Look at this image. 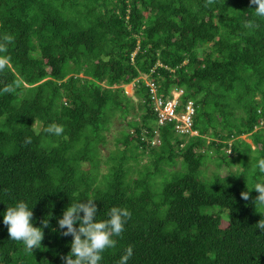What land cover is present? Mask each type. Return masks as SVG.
I'll use <instances>...</instances> for the list:
<instances>
[{"label": "trees", "instance_id": "16d2710c", "mask_svg": "<svg viewBox=\"0 0 264 264\" xmlns=\"http://www.w3.org/2000/svg\"><path fill=\"white\" fill-rule=\"evenodd\" d=\"M255 7L250 0H0V213L23 200L35 226L49 220L42 246L28 251L10 239L0 215V264H63L73 237L60 235L58 218L87 199L98 220L113 206L131 212L101 264H117L128 246V264H264V231L256 227L264 209L256 210L252 189L264 174L250 169L264 158V18ZM143 76L161 94L182 89L183 104L195 100L198 134L177 133L172 120L159 126L158 145L147 142L158 112ZM133 96L143 112L98 180V144ZM52 123L64 127L61 136L44 131ZM247 133L255 148L239 139ZM209 150L218 167L241 168L202 179ZM139 154L150 160L142 168ZM176 157L184 172L166 169Z\"/></svg>", "mask_w": 264, "mask_h": 264}, {"label": "clouds", "instance_id": "9594fccd", "mask_svg": "<svg viewBox=\"0 0 264 264\" xmlns=\"http://www.w3.org/2000/svg\"><path fill=\"white\" fill-rule=\"evenodd\" d=\"M206 2L211 3L212 0H206ZM250 4L256 5L253 8V14L256 17L264 18V0H250ZM4 40L10 42L11 37L6 36ZM4 50L3 47H0V52ZM3 67L4 65L0 63V68ZM134 83L135 81L130 84L133 85ZM44 131L58 137L63 134L64 127L52 123ZM24 142L30 144L31 137H26ZM252 168L253 171L258 170L259 173L264 174V158L257 159ZM252 189L257 190L259 193L253 200L256 210L264 209V182L255 183ZM249 196V191L241 193V198L244 200H248ZM94 201L93 199H87L86 202L70 203L63 211V215L58 218L60 235H71L73 237L70 252L62 257L63 264H101L104 251L114 248L117 244L116 238L120 237L125 230L126 223L131 217L129 209L113 206L106 212V219L98 220L99 212ZM0 215H3V224L7 226L11 240L22 242L28 251H34V249L42 246L43 229L48 226L49 220L45 218L40 227L35 226L33 207H29L27 202L17 201L13 206H8L6 211L0 213ZM256 227L264 231V218L258 221ZM53 230L56 231L57 229ZM133 252V247L128 246L120 256L117 264H128Z\"/></svg>", "mask_w": 264, "mask_h": 264}, {"label": "rangeland", "instance_id": "374dc122", "mask_svg": "<svg viewBox=\"0 0 264 264\" xmlns=\"http://www.w3.org/2000/svg\"><path fill=\"white\" fill-rule=\"evenodd\" d=\"M126 91L128 94L133 93V86L132 84L125 85ZM174 92V89L172 90V94ZM175 94V93H174ZM141 112H143V109H141L140 106V100L136 96H133L130 103H129V108H128V113L122 114L120 111H116L109 122V129L106 130L104 133L105 140L102 143L98 144V151H99V156L100 159L102 160L99 168V174H98V180L102 178V175L107 173L109 171V168L111 167L112 163L109 161V156L111 153L116 150L118 147L123 148L122 144H118L117 141L122 138L125 132L127 131H134L133 127L130 125V122L133 120L139 121ZM237 114H239L240 110L238 109ZM37 125V124H36ZM261 126L264 127V123H261ZM40 127V126H39ZM264 134V131H263ZM240 140H246L249 143H252V147L255 148L256 146L253 144V138L249 133L242 135ZM222 139H219L220 141ZM236 140V138L231 139V142ZM229 151V148L227 149ZM210 151V150H209ZM212 152L211 154L207 153L206 157L204 159V166L200 169V175L201 178L204 179V177H211V175L214 172H218V174L221 177H225L229 175L231 172H236L237 168L240 167L239 163H235L230 167L223 166V167H218L217 164L215 163V152ZM213 154L214 157L211 155ZM149 157L143 156L142 154H139V168H142L143 165L147 164L149 162ZM132 162H134L132 160ZM175 165L171 164H165L166 169L170 172L179 170V172H184L187 169V166L182 163L181 157H176L173 161ZM182 164V168H181ZM250 169L252 170V163H250ZM82 167L84 169H88L90 167L89 162H84ZM251 172V171H250ZM137 175L134 174V177ZM171 178V176H170ZM169 178V179H170ZM162 179V176H157L156 181L160 182Z\"/></svg>", "mask_w": 264, "mask_h": 264}, {"label": "built area", "instance_id": "2783aa9c", "mask_svg": "<svg viewBox=\"0 0 264 264\" xmlns=\"http://www.w3.org/2000/svg\"><path fill=\"white\" fill-rule=\"evenodd\" d=\"M144 79L150 87L154 109L158 112V120L156 126L154 127L153 139H151L150 136H146L145 139H147V142L152 145L160 143L161 130L159 126L165 125L172 120H176L174 129L177 133L190 135L198 134L199 131L194 128V117L196 115L197 107L195 101L193 99H189L183 104L181 99V95L183 93L182 89L175 88L173 94L171 95H165L164 93L161 94L158 91V84L155 80L146 76H144ZM133 85H135V83ZM180 105H184V108L180 109Z\"/></svg>", "mask_w": 264, "mask_h": 264}]
</instances>
